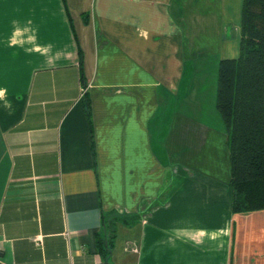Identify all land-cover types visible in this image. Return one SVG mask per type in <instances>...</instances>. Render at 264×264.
<instances>
[{
	"label": "crops",
	"instance_id": "obj_1",
	"mask_svg": "<svg viewBox=\"0 0 264 264\" xmlns=\"http://www.w3.org/2000/svg\"><path fill=\"white\" fill-rule=\"evenodd\" d=\"M240 3L0 0V264H102L108 222V264H264L214 106Z\"/></svg>",
	"mask_w": 264,
	"mask_h": 264
},
{
	"label": "trees",
	"instance_id": "obj_2",
	"mask_svg": "<svg viewBox=\"0 0 264 264\" xmlns=\"http://www.w3.org/2000/svg\"><path fill=\"white\" fill-rule=\"evenodd\" d=\"M82 106L89 118L86 92ZM214 106L226 134L231 210L263 209L264 0H241L238 53L217 63ZM111 226L95 238L102 264H108Z\"/></svg>",
	"mask_w": 264,
	"mask_h": 264
},
{
	"label": "rangeland",
	"instance_id": "obj_3",
	"mask_svg": "<svg viewBox=\"0 0 264 264\" xmlns=\"http://www.w3.org/2000/svg\"><path fill=\"white\" fill-rule=\"evenodd\" d=\"M206 92H207V89H205V91H204V95H202V97L205 96V93H206ZM202 106L205 107L204 109H206V101H204V99H203V102H202ZM208 117H209L208 115H205V114H204V119H209Z\"/></svg>",
	"mask_w": 264,
	"mask_h": 264
},
{
	"label": "built area",
	"instance_id": "obj_4",
	"mask_svg": "<svg viewBox=\"0 0 264 264\" xmlns=\"http://www.w3.org/2000/svg\"><path fill=\"white\" fill-rule=\"evenodd\" d=\"M84 91H85V87L82 86L81 89H80L81 95L84 93ZM131 250L134 251V252L136 251V249L133 246H132Z\"/></svg>",
	"mask_w": 264,
	"mask_h": 264
}]
</instances>
